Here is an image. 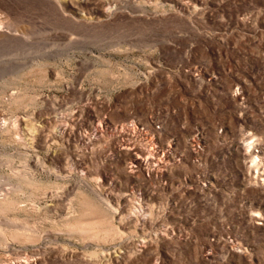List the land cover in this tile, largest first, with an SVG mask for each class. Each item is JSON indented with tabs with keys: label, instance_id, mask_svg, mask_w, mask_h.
Here are the masks:
<instances>
[{
	"label": "rangeland",
	"instance_id": "rangeland-1",
	"mask_svg": "<svg viewBox=\"0 0 264 264\" xmlns=\"http://www.w3.org/2000/svg\"><path fill=\"white\" fill-rule=\"evenodd\" d=\"M0 27V264H264V0H0Z\"/></svg>",
	"mask_w": 264,
	"mask_h": 264
},
{
	"label": "bare ground",
	"instance_id": "bare-ground-1",
	"mask_svg": "<svg viewBox=\"0 0 264 264\" xmlns=\"http://www.w3.org/2000/svg\"><path fill=\"white\" fill-rule=\"evenodd\" d=\"M0 28H1V27H0ZM138 157L142 159V157H141V156H138Z\"/></svg>",
	"mask_w": 264,
	"mask_h": 264
}]
</instances>
